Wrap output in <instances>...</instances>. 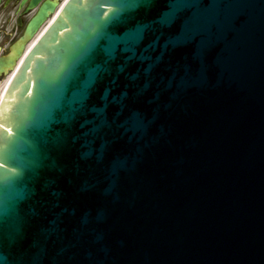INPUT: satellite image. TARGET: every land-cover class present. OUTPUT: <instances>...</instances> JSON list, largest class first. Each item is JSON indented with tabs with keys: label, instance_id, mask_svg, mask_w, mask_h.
<instances>
[{
	"label": "water",
	"instance_id": "water-1",
	"mask_svg": "<svg viewBox=\"0 0 264 264\" xmlns=\"http://www.w3.org/2000/svg\"><path fill=\"white\" fill-rule=\"evenodd\" d=\"M0 264H264V0H69L0 106Z\"/></svg>",
	"mask_w": 264,
	"mask_h": 264
},
{
	"label": "flooded vegetation",
	"instance_id": "flooded-vegetation-1",
	"mask_svg": "<svg viewBox=\"0 0 264 264\" xmlns=\"http://www.w3.org/2000/svg\"><path fill=\"white\" fill-rule=\"evenodd\" d=\"M68 0H0V95Z\"/></svg>",
	"mask_w": 264,
	"mask_h": 264
},
{
	"label": "snow or ice",
	"instance_id": "snow-or-ice-1",
	"mask_svg": "<svg viewBox=\"0 0 264 264\" xmlns=\"http://www.w3.org/2000/svg\"><path fill=\"white\" fill-rule=\"evenodd\" d=\"M106 45L100 48L98 55L100 60L95 67L89 69L82 85L81 91L72 98V105L80 104L89 99L91 90L103 78V76L112 75V65L116 66L117 77L119 74L126 72L133 61L137 60L140 55V45L144 41V29L137 27L136 29L126 30L122 34L106 33ZM150 47V46H149ZM148 51V48L143 50ZM146 57L140 55V61L143 62ZM116 78L111 83H116ZM110 89H106L102 99H107Z\"/></svg>",
	"mask_w": 264,
	"mask_h": 264
}]
</instances>
